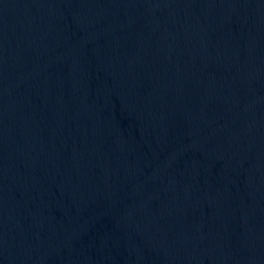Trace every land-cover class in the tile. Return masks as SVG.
Segmentation results:
<instances>
[{
    "label": "water",
    "instance_id": "95a60500",
    "mask_svg": "<svg viewBox=\"0 0 264 264\" xmlns=\"http://www.w3.org/2000/svg\"><path fill=\"white\" fill-rule=\"evenodd\" d=\"M0 264H264V0H0Z\"/></svg>",
    "mask_w": 264,
    "mask_h": 264
}]
</instances>
